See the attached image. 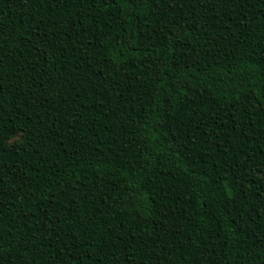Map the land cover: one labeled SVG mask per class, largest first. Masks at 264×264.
Wrapping results in <instances>:
<instances>
[{"label": "trees", "instance_id": "trees-1", "mask_svg": "<svg viewBox=\"0 0 264 264\" xmlns=\"http://www.w3.org/2000/svg\"><path fill=\"white\" fill-rule=\"evenodd\" d=\"M0 264H264V0H0Z\"/></svg>", "mask_w": 264, "mask_h": 264}]
</instances>
